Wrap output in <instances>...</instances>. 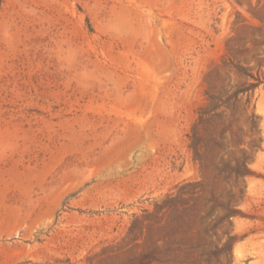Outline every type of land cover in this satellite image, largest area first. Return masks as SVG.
<instances>
[{
    "label": "rangeland",
    "instance_id": "374dc122",
    "mask_svg": "<svg viewBox=\"0 0 264 264\" xmlns=\"http://www.w3.org/2000/svg\"><path fill=\"white\" fill-rule=\"evenodd\" d=\"M248 24L264 0H0V264H264V53L229 252L204 196L142 221L186 182L230 189L189 135Z\"/></svg>",
    "mask_w": 264,
    "mask_h": 264
},
{
    "label": "trees",
    "instance_id": "16d2710c",
    "mask_svg": "<svg viewBox=\"0 0 264 264\" xmlns=\"http://www.w3.org/2000/svg\"><path fill=\"white\" fill-rule=\"evenodd\" d=\"M225 45L221 63L206 75L207 103L198 108V116L189 135V147L201 171L205 174L213 170L214 178L230 181V189L218 194L209 191L205 196L209 186L203 181L186 182L179 188L178 195H167L142 221L152 222L158 214L167 211L186 210L190 207L189 202L194 204L196 198L204 196L206 211L199 220L208 230L221 229L226 236L221 250L229 252L233 241L229 230L230 218L237 214L236 206L243 197L252 152L260 147L262 141L258 116L250 108V94L262 82L264 25L241 26ZM231 73L235 74L237 81L224 83L223 76ZM215 211L220 215L214 214Z\"/></svg>",
    "mask_w": 264,
    "mask_h": 264
}]
</instances>
